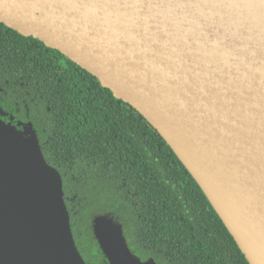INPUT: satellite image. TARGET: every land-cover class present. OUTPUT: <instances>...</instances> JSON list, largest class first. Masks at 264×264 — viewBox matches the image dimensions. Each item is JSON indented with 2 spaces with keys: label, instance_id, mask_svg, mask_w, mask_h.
Listing matches in <instances>:
<instances>
[{
  "label": "water",
  "instance_id": "water-1",
  "mask_svg": "<svg viewBox=\"0 0 264 264\" xmlns=\"http://www.w3.org/2000/svg\"><path fill=\"white\" fill-rule=\"evenodd\" d=\"M0 23L60 51L163 137L249 264H264V0H0ZM0 119V264H86L31 123ZM109 264L142 261L93 221Z\"/></svg>",
  "mask_w": 264,
  "mask_h": 264
},
{
  "label": "trees",
  "instance_id": "trees-1",
  "mask_svg": "<svg viewBox=\"0 0 264 264\" xmlns=\"http://www.w3.org/2000/svg\"><path fill=\"white\" fill-rule=\"evenodd\" d=\"M0 106L19 130L32 124L47 164L61 174L86 264H109L93 229L101 215L142 261L249 264L195 179L136 109L60 51L2 23Z\"/></svg>",
  "mask_w": 264,
  "mask_h": 264
},
{
  "label": "flooded vegetation",
  "instance_id": "flooded-vegetation-1",
  "mask_svg": "<svg viewBox=\"0 0 264 264\" xmlns=\"http://www.w3.org/2000/svg\"><path fill=\"white\" fill-rule=\"evenodd\" d=\"M2 108H3V107L0 106V112L4 111V108H3V109H2ZM0 118H1L2 120H5L4 118H6V119L9 120L8 122H10V121H12V123L15 122L14 119H13V120L11 119V118H13V117H11L10 115H8V114H6V113H4L3 115L0 114Z\"/></svg>",
  "mask_w": 264,
  "mask_h": 264
}]
</instances>
